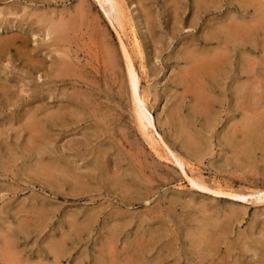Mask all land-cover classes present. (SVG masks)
<instances>
[{"label":"rangeland","instance_id":"1","mask_svg":"<svg viewBox=\"0 0 264 264\" xmlns=\"http://www.w3.org/2000/svg\"><path fill=\"white\" fill-rule=\"evenodd\" d=\"M202 1L0 0V264H264V122L248 164L227 141L247 118L264 121V0ZM41 13L73 24L69 42L52 41ZM235 22L236 42L224 30ZM185 46L225 52L227 77L202 80L224 97L199 114L177 80Z\"/></svg>","mask_w":264,"mask_h":264},{"label":"bare ground","instance_id":"2","mask_svg":"<svg viewBox=\"0 0 264 264\" xmlns=\"http://www.w3.org/2000/svg\"><path fill=\"white\" fill-rule=\"evenodd\" d=\"M200 1H202V0H200ZM140 2V1H139ZM175 2V1H174ZM173 2V4H175L176 5V3H174ZM204 1H202V3H203ZM206 2V1H205ZM204 2V3H205ZM195 3V2H194ZM197 4H200L199 2L197 3ZM197 4H196V6H197ZM205 4H207V2L205 3ZM202 5H204V4H202ZM174 6V5H173ZM178 6V5H177ZM201 6V5H200ZM173 9H175L176 10V8H173ZM81 11H82V9H81ZM9 12V11H8ZM78 12H79V10H78ZM263 12H264V10H263ZM263 12H261L260 14H263ZM14 14V13H13ZM42 14V16H43V13H41ZM77 15V14H76ZM79 15V14H78ZM40 16V15H39ZM45 16L46 15H44L43 17L45 18ZM258 16V15H257ZM75 17V16H74ZM73 17V18H74ZM261 17V16H260ZM48 18V17H47ZM52 18V17H51ZM59 18V17H58ZM57 18V19H58ZM73 18H72V20H73ZM75 18H77V17H75ZM256 18V19H255ZM257 18H259V17H254V19L258 22V23H260L261 22V20H260V22H259V20H257ZM61 19V18H60ZM59 19V20H60ZM262 19V18H261ZM263 19H264V17H263ZM36 20H37V18H36ZM58 20V21H59ZM62 20H63V18H62ZM62 20H60L61 22H53V20H52V22L53 23H50V20L48 21V19H42L41 18V21L45 24V27H46V34H48V35H50L51 33H52V35L55 37H53L52 39V41H54V43H59L60 44V41H61V43H62V41H66V40H68V42H69V39H70V32H72V30H73V24L71 23V22H68V21H64V20H66L65 18H64V22L62 21ZM75 20V19H74ZM233 20V19H232ZM231 20V21H232ZM76 21V20H75ZM149 21V20H148ZM38 22H40V21H38ZM48 22L50 23V24H48ZM77 22V21H76ZM75 22V23H76ZM79 22V21H78ZM229 22V21H228ZM234 22V21H233ZM243 22H245V21H243ZM243 22H240V23H242L243 24ZM248 22V21H247ZM247 22H245L244 24H246ZM150 23V22H149ZM230 23V22H229ZM239 23V24H240ZM254 23H255V21H254ZM262 23V22H261ZM247 24H249V23H247ZM264 24V23H263ZM23 25V24H22ZM76 25H78V23H76ZM234 25H237L236 24V22H235V24H233V26ZM258 25H260V24H258ZM231 27V25H230V27H229V29L230 30H228V28H226V29H224V30H226V32H227V39H230L231 41H234V42H236L235 40H236V38L235 37H237V35L239 34V33H241L240 32V30L242 31V33H243V31H244V29H240V28H242V27H244V26H242V25H239L238 26V28L236 27V26H234V27ZM241 26V27H240ZM247 25H245V27H246ZM262 26V25H261ZM264 26V25H263ZM225 27H227V23H226V26ZM250 26H248V28H249ZM248 28H247V30H248ZM253 28V27H252ZM44 29V28H43ZM215 29H218L217 27H215ZM238 29H240V30H238ZM251 29V28H250ZM246 30V31H247ZM219 31H221V29L219 30ZM238 31H239V33H238ZM246 31H245V33H246ZM248 32V31H247ZM250 32V31H249ZM211 33H212V35H211V38H215V40H216V37L218 38V32L216 31V32H212L211 31ZM245 33H244V35L243 36H241V37H243L242 38V40L243 39H246L244 36H246L245 35ZM14 34V36H15V33H12V35ZM222 34V33H221ZM11 35V36H12ZM240 35V34H239ZM225 36V35H224ZM223 36V34H222V37H223V39L225 38ZM248 34H247V39H248ZM240 37V36H239ZM9 38H11V37H9ZM46 38V37H45ZM210 38V37H209ZM238 38V37H237ZM6 39H8V37L6 38ZM5 39V40H6ZM221 39V38H220ZM220 39H218V40H220ZM227 39H225V41H228ZM235 39V40H234ZM4 40V39H3ZM238 40V39H237ZM240 40V39H239ZM249 40V39H248ZM217 41V40H216ZM222 41H224V40H222ZM224 41V42H225ZM241 41V40H240ZM253 41V40H252ZM223 42V43H224ZM228 42H230V41H228ZM233 42V43H234ZM244 42H246V40L244 41ZM248 42V41H247ZM52 43V42H51ZM217 43H219V42H217ZM232 43V42H231ZM232 43V44H233ZM239 43H241V42H239ZM248 43H250V41L248 42ZM247 43V44H248ZM62 44H64V43H62ZM61 44V45H62ZM190 44V46L191 45H193V44H191V43H189ZM237 44V43H236ZM4 45H6V41H0V47H3ZM55 45V44H54ZM185 45H187V44H185ZM216 45V44H215ZM231 45V44H230ZM188 46V45H187ZM189 46V47H190ZM194 46H195V44H194ZM227 46H229L228 44H227ZM234 46V45H233ZM56 47V46H55ZM186 47V46H185ZM218 47H220V46H218ZM218 47L217 48H215V49H218ZM199 48V47H198ZM230 48V47H229ZM234 48V47H233ZM235 48H236V46H235ZM51 49H53V48H51ZM65 49V48H64ZM205 49V48H204ZM203 49V50H204ZM206 49H207V47H206ZM209 49H210V47H209ZM208 49V50H209ZM227 50L226 51H230V49L228 50V48H226ZM185 50V49H184ZM202 50V48H201V50H200V48H199V50H196L195 49V47H194V49H193V46H192V48L190 47V48H188L187 49V47H186V50H185V52H184V55H183V57H184V60H185V62L188 64V72L187 73H184L183 75H178V83H180L181 85L183 84L184 86H186L187 88H189V90L190 91H193V92H191L190 94L192 95L193 93L195 94V96L197 97H195V96H193L192 95V97H194L195 99H197L198 100V102H197V104L194 102V100H193V102H192V104L191 105H193V103H195V105L194 106H190V107H195L196 105L198 106H196L197 108H195V110H198L197 112H195V113H200L201 112V109L205 106V110H206V106H207V103L209 102L210 104L212 103V101H215V102H217V100L219 101L221 98H220V96H222L223 94L221 93V95L219 96L218 95V93H217V96H219V99H217L215 96V99L214 98H212V96H213V92L211 93L212 94V96H211V94L209 93L208 94V92L207 93H204L203 94V91L205 90L204 89V86H205V84L203 85V81L202 80H205V75H206V77L209 75V76H212V78H215L213 75H215L216 73H217V71H219V67H221V64H222V62H223V60L225 59V57H224V55H225V52H220V51H217V52H213V53H210V52H207V51H203ZM235 50V49H234ZM64 51H66V50H64ZM232 51V50H231ZM212 52V51H211ZM57 53V52H56ZM55 53V54H56ZM61 53H63L62 51H61ZM72 53V52H71ZM111 53V52H110ZM224 53V54H223ZM232 53V52H231ZM64 54H65V52H64ZM64 54H62V55H64ZM68 54V53H67ZM67 54H66V56H67ZM226 54H227V52H226ZM230 55V54H229ZM251 55V54H250ZM63 57V56H62ZM108 57H110V56H108ZM183 57H182V59H183ZM226 57H228L227 55H226ZM247 57V56H246ZM249 57V56H248ZM247 57V58H248ZM64 58H65V56H64ZM247 58H243L244 60L245 59H247ZM58 59H60V58H58ZM63 59V58H62ZM66 59V58H65ZM65 59H63V60H61V61H59V62H57V66H52V67H57V72L59 73V75H60V73H65L66 71H67V68H68V61L66 62V61H64ZM111 59V58H110ZM57 60V59H56ZM67 60V59H66ZM248 60H249V58H248ZM251 60V59H250ZM249 60V62L251 63V61ZM55 61V60H54ZM110 61V60H109ZM245 61H247V60H245ZM59 63V64H58ZM61 63V64H60ZM243 64H245L244 62H242ZM55 64V63H54ZM224 64H226V63H224ZM242 64V65H243ZM246 64H247V62H246ZM246 64L244 65V66H246ZM253 65V64H252ZM252 65L251 66H249V64L247 65V67L248 68H250V67H252ZM118 66V65H117ZM243 68L245 69V67H242V70H243ZM248 68H246V69H248ZM52 69H54V68H52ZM71 69V68H70ZM222 70H224V69H222ZM249 70V69H248ZM53 71V70H52ZM228 70H226L225 71V73H224V75L226 76V72H227ZM251 72H252V69L250 70ZM48 72V71H47ZM50 72H51V70H50ZM55 72V71H54ZM220 72H221V69H220ZM230 72H232V71H230ZM69 72H67V74H68ZM71 73V72H70ZM222 73V72H221ZM223 73H222V77H224L225 78V76H223ZM48 74V73H47ZM50 74V73H49ZM180 74V73H179ZM218 74V73H217ZM228 74V73H227ZM230 74V73H229ZM232 74V73H231ZM246 74V73H245ZM247 74L250 76L251 74H249L248 72H247ZM220 75V74H219ZM247 75V76H248ZM231 77H232V75H230ZM229 76V77H230ZM246 76V77H247ZM252 76V75H251ZM203 77H204V79H203ZM216 77H218V75L216 76ZM221 77V76H220ZM221 77V78H222ZM227 77V76H226ZM207 78H211V77H207ZM251 78V77H250ZM228 79V78H227ZM248 79H249V77H248ZM248 79H246L245 81L246 82H248L249 80ZM133 80V79H132ZM206 80H208V79H206ZM205 80V81H206ZM212 80V79H211ZM222 80V79H221ZM225 80V79H224ZM233 80H234V78H233ZM229 81H230V78H229ZM232 81V80H231ZM244 81V82H245ZM133 82H135V81H133ZM207 82V81H206ZM215 82V81H214ZM213 82V83H214ZM226 82V81H225ZM239 82V81H238ZM244 82H243V85L245 86L246 84H248V83H246V84H244ZM136 83V82H135ZM177 83V82H176ZM218 83V82H217ZM234 83H235V80H234ZM236 83H237V80H236ZM240 83V82H239ZM239 83H237V84H239ZM208 84H209V82H208ZM208 84L206 85V89H209V87L207 88V86H208ZM212 84V83H211ZM223 84H225V83H223ZM230 84H232V83H230ZM131 85H134L133 83L131 84ZM215 85V83L213 84V86ZM217 85H219V83L217 84ZM249 85V84H248ZM134 86H136V85H134ZM134 86H132V91H133V93L135 94V96H136V93H135V88L136 87H134ZM211 86V85H210ZM213 86H211L212 87V89H213ZM220 87H222L221 85H219ZM227 86V85H226ZM230 85H228L227 87H228V89L229 88H231V86L229 87ZM235 86V88H233V91L236 89V85H234ZM239 86V85H238ZM241 86H242V84H241ZM251 86V85H250ZM248 87V86H247ZM183 88L184 87H182V90H183ZM216 88V87H215ZM223 89H225L224 88V86L222 87ZM239 88V87H238ZM238 88L236 89L237 90V92H236V94L238 95V91L240 90V88H239V90H238ZM242 88H243V86H242ZM241 88V89H242ZM248 88H250V87H248ZM63 89V88H62ZM186 89V88H185ZM211 89V90H212ZM217 89V88H216ZM244 89V88H243ZM242 89V90H243ZM251 89V88H250ZM245 90H246V88H245ZM247 90H249V89H247ZM246 90V91H247ZM63 91V90H62ZM69 91V90H68ZM184 91V90H183ZM185 91H188V90H185ZM189 91V92H190ZM205 91H207V90H205ZM215 91V90H214ZM226 91V90H225ZM224 91V92H225ZM228 91V90H227ZM79 92V91H78ZM223 92V91H222ZM223 92V93H224ZM230 92V91H229ZM239 92H243V91H239ZM10 93V92H9ZM231 93H232V91H231ZM234 93V92H233ZM246 93H248V92H246ZM245 92H244V94H246ZM71 94H72V92H71ZM186 94V93H185ZM225 94V93H224ZM242 94V93H241ZM250 94H253L252 93V91H251V93ZM250 94H246V95H243L244 96V99H245V103L248 105V102H249V104H251L252 102H250L251 101V95ZM84 95V94H83ZM86 95V94H85ZM216 95V94H215ZM234 95H235V93H234ZM81 96V95H80ZM79 96V97H80ZM233 96V95H232ZM239 96L241 97V95L239 94ZM253 96V95H252ZM76 97H78V96H76ZM87 98H89L88 96H86ZM182 97V96H181ZM224 96H222V98H223ZM236 97V96H235ZM239 97V98H240ZM57 98V97H56ZM191 98V97H190ZM253 98H255L254 96H253ZM76 99H78V98H76ZM80 99V100H79ZM78 99V101L77 100H75L76 102H78L79 104L77 105V104H75V105H77V106H81V107H83V105H84V99H86L85 97H84V99H82V97L81 98H79ZM82 99V100H81ZM182 99H183V97H182ZM235 100V99H234ZM243 100V99H242ZM250 100V101H249ZM182 101V100H181ZM220 101H222V100H220ZM236 101V103H237V100H235ZM17 102V101H16ZM215 102H213V103H215ZM239 102V101H238ZM243 102V101H242ZM73 103H74V101H73ZM180 104L182 103V102H179ZM219 103V102H218ZM240 103V102H239ZM88 104V103H87ZM89 105V104H88ZM177 107L179 106V104H178V102H177ZM183 105V104H182ZM213 105H211V107H212ZM242 106V105H241ZM252 106V105H251ZM251 106H248L249 108H251ZM86 107H89V106H86ZM174 107V106H173ZM176 107V108H177ZM181 107V106H180ZM189 107V106H188ZM188 107H187V109L186 110H188ZM243 107H245V106H243ZM247 106H246V108H248ZM84 108V107H83ZM242 108V107H241ZM72 109H75V108H72ZM171 108H169V111H171L170 110ZM190 109H192V108H190ZM204 109V108H203ZM202 109V110H203ZM207 109H209L208 107H207ZM76 110H77V112H79V110L80 109H77L76 108ZM174 110V109H173ZM180 110V109H179ZM194 110V109H193ZM200 110V111H199ZM242 110V109H241ZM248 110V109H247ZM247 110H245L244 109V113L243 114H245V113H248L249 111H247ZM250 110V109H249ZM31 111V110H30ZM47 111V110H46ZM68 111H70L71 112V109L70 110H68ZM73 112H71L72 114L74 113V111L75 110H72ZM204 111V110H203ZM203 111H202V114H203ZM246 111V112H245ZM82 112H83V109H82ZM84 112H85V110H84ZM178 112V111H177ZM189 112V111H188ZM192 112H194V111H192ZM67 113V112H66ZM69 113V112H68ZM70 113V114H71ZM80 113V112H79ZM168 113V112H167ZM172 113V115L175 113V111H174V113L173 112H169V115ZM180 114H181V112H179ZM191 113V112H190ZM198 113V114H199ZM205 113H209V112H205ZM212 113V112H211ZM210 113V114H211ZM65 114V113H64ZM71 114V115H72ZM93 114V113H92ZM183 114V113H182ZM189 114V113H188ZM194 114V113H193ZM250 114V113H249ZM249 114H247L248 115V117L250 116ZM68 115V114H67ZM66 115V116H67ZM175 115H177V116H179V118L177 117V119H179L180 120V117H182V118H184V116H182V115H178V114H176L175 113ZM174 115V116H175ZM69 116V115H68ZM189 116V115H188ZM201 116H204V115H201ZM213 116L214 115H212L211 117L213 118ZM244 117H246L245 115H243ZM63 117V116H62ZM171 117V119H173L172 118V116H170ZM169 116H168V119L170 118ZM64 118V117H63ZM209 118V119H208ZM207 119L208 120H211L210 119V117H208ZM247 118V117H246ZM53 118L51 117L50 118V120L49 121H51ZM62 118H60L59 120H61ZM176 119V118H175ZM174 119V120H175ZM185 119V118H184ZM183 119V120H184ZM58 120V119H57ZM93 120V119H92ZM178 120V121H179ZM214 120V119H213ZM53 121V120H52ZM62 121V120H61ZM61 121H59V122H61ZM172 121V120H171ZM177 121V120H176ZM185 121V120H184ZM212 121V120H211ZM240 121H245V120H240ZM174 121H172V123H173ZM181 121H179V123H180ZM188 122V124H189V121H187ZM187 122H185V123H187ZM242 122V123H243ZM262 122H264V121H262V119H260V118H253V117H250V118H247L246 119V121L242 124V126H241V124H240V126L239 125H237V128H238V126L239 127H242V128H238L240 131H237V132H239V134H240V139L241 140H239V141H241V142H239L236 138L238 137H235L236 136V134H237V132L235 131V129L236 128H234L233 130L234 131H232V136L227 140L228 141V143H229V145H230V147H231V152L232 153H230V154H232L234 157H238V158H241L242 159V161H244V162H246V164H248L249 162V160L251 159V158H249L250 156L249 155H251V153L250 152H252V150H253V146H252V144L249 142V140L250 139H253L254 141H256V143L255 144H258L259 142H258V140L260 141V138L258 137V133H259V130L262 128V125H263V123ZM37 123V122H36ZM36 123H35V125H36ZM39 123V122H38ZM53 123V122H52ZM169 123L170 124H172L171 122H170V120H169ZM175 124H173L174 126L176 125V123L178 124V122H174ZM192 123V122H191ZM190 123V124H191ZM210 123V122H209ZM33 124H34V122H33ZM40 124V123H39ZM55 124V123H54ZM31 125V124H30ZM173 125H171V127L173 126ZM179 125V124H178ZM181 125H183V124H181ZM180 125V127L179 126H177V127H179V130L180 131H182L181 130V128H182V126ZM192 125V124H191ZM190 125V126H191ZM28 126V125H27ZM38 126V125H37ZM36 126V127H37ZM187 126V125H186ZM189 126V127H190ZM193 126V125H192ZM209 126H210V124H209ZM41 127V126H40ZM39 127V128H40ZM176 127V128H177ZM233 127H236V124H235V126L233 125ZM29 128H30V126H29ZM32 128H33V126H32ZM173 128H175V127H173ZM171 129V130H174V129ZM176 128H175V130H176ZM191 128V127H190ZM193 128V127H192ZM191 128V130H192V132H194L195 131V127L193 128L194 129V131H193V129ZM36 129V128H35ZM183 129H184V127H183ZM187 129H188V127H187ZM197 129V128H196ZM32 130V129H31ZM55 130V129H54ZM174 130V131H175ZM189 130V129H188ZM230 130H232V129H230ZM237 130V129H236ZM33 131V130H32ZM36 131V130H35ZM39 131H40V129H39ZM173 131V132H174ZM176 131H178V130H176ZM199 131V130H198ZM190 132V131H189ZM188 132V135L190 136V133ZM195 132H197V130L195 131ZM37 132H35L34 134H36ZM43 133H44V131H42V135H43ZM96 133V132H95ZM177 133H179V132H177ZM182 133H184V135H186L185 133V131H182ZM201 133V132H200ZM45 134V133H44ZM193 134V133H192ZM260 134H261V132H260ZM259 134V135H260ZM188 135H187V137H188ZM33 136H36V135H33ZM38 136H40L39 134H38ZM38 136H36V137H38ZM178 136H179V134H178ZM181 136V135H180ZM196 136H197V133H196ZM205 136V135H204ZM41 137V136H40ZM40 137H38V138H40ZM43 137H44V135H43ZM45 137H46V135H45ZM105 137V136H104ZM182 137L184 138L185 136H183L182 135ZM202 137H203V135H202ZM258 137V138H257ZM179 138H181V137H179ZM195 135H193V136H191V139H189V138H184L185 139V144H186V142L188 143V144H186V145H188L187 147L188 148H190V146H192V150H197V145H196V141L197 140H195ZM206 138V137H205ZM205 138H203V139H201L200 138V135H199V137H198V140L200 139V140H204ZM14 139V138H13ZM30 140V142H28V144L30 143V145H32L31 144V138H29ZM34 140V139H33ZM187 140V141H186ZM200 140H199V142H200ZM237 140V141H236ZM36 141H39V139H37ZM182 141V140H181ZM184 141V140H183ZM250 141H252V140H250ZM41 142H43V141H41ZM198 142V143H199ZM33 144L34 143H37V142H35V140L32 142ZM38 143H40V142H38ZM48 143V142H47ZM183 143V142H182ZM197 143V144H198ZM201 144H202V142H200ZM198 144V145H200L201 146V144ZM184 144V145H185ZM249 144H251V145H249ZM37 145V144H36ZM41 145V144H40ZM259 145V144H258ZM200 146L198 147V148H200ZM203 146V145H202ZM252 146V147H251ZM31 147V146H30ZM37 147H38V145H37ZM29 148L31 151H35V153H39V151H40V149L41 148ZM20 148V147H19ZM25 148V147H24ZM206 148V147H205ZM252 149V150H251ZM198 151V150H197ZM86 152V151H85ZM232 156V157H233ZM63 157H65V156H63ZM65 159V158H64ZM176 159V158H175ZM62 160H63V158H62ZM177 160V159H176ZM33 161V160H32ZM54 161V160H53ZM52 161V162H53ZM58 161V160H57ZM64 161V160H63ZM66 161H67V159H66ZM65 161V162H66ZM55 162V161H54ZM69 162V161H68ZM127 162V161H126ZM179 164H181L179 161H177ZM248 162V163H247ZM59 163V162H58ZM62 162H61V160H60V163H59V165H60V167H58L59 169H60V171H61V173H62V171H65L64 172V176H67V174H69V172L71 173V171H75V170H73V168L71 169V167H69V165H68V167H69V169H71V171L68 169V168H66V166L67 165H63L62 166V164H61ZM56 164H57V162H56ZM56 164H55V167H57L56 166ZM52 165H54V164H52ZM58 165V166H59ZM51 166V165H50ZM71 166V165H70ZM131 166V165H130ZM37 167H38V165H37ZM41 167V166H40ZM48 168H49V166H47ZM97 167H100V165L99 166H97ZM126 168V167H125ZM131 168V167H130ZM58 169V170H59ZM127 169V168H126ZM96 170V169H95ZM131 170H132V168H131ZM134 170V169H133ZM55 171H57L56 169H55ZM68 171V172H67ZM127 171H128V169H127ZM135 171V170H134ZM139 171V170H138ZM67 173V174H66ZM71 174H69L68 175V177L69 178H71V177H74V179L76 178L75 176H77V175H73V176H70ZM37 176H38V174H37ZM62 176H63V174H62ZM63 176V177H64ZM62 177V178H63ZM67 177V178H68ZM80 177V176H79ZM79 177H77L78 179L77 180H79ZM81 177L83 178L84 177V175L82 174L81 175ZM86 177V176H85ZM84 177V178H85ZM82 178L79 180V182L82 180ZM134 178V177H133ZM86 179H87V177L85 178V181H86ZM65 180V179H64ZM72 180H73V178H72ZM72 180H70V182L72 181ZM76 180V179H75ZM67 182H68V180H66ZM83 181V180H82ZM85 181H83V182H85ZM68 182V184H71V185H68V186H74L75 187V185L73 184L74 183V181H73V183L71 182ZM76 182V181H75ZM78 182V181H77ZM79 182L77 183V184H79ZM134 182V181H133ZM86 183H87V181H86ZM86 183H85V185H84V187L85 186H87L86 185ZM128 183V182H127ZM80 184H82V183H80ZM80 184H79V186H80ZM84 184V183H83ZM193 184L195 185V186H197V187H200V188H204V184L202 185L201 183H199V182H197V181H194L193 182ZM134 185V184H133ZM78 186V185H77ZM78 186V187H79ZM119 186V185H118ZM71 187H69L70 189H71ZM78 187L76 188V189H78ZM98 187H100V186H98ZM73 188V187H72ZM80 188V187H79ZM116 188V187H115ZM79 190V189H78ZM80 190L82 191L83 189H81L80 188ZM117 190V189H116ZM73 192H75V189H73ZM79 194V193H78ZM120 195V194H119ZM122 195V194H121ZM40 211L41 210H39V213H40ZM43 212H41V214H42ZM41 214H39L40 215V217H41ZM44 214V213H43ZM43 216V215H42ZM36 218H38V217H36ZM231 218V217H230ZM44 220V219H43ZM45 221V220H44ZM22 222V221H21ZM40 222V221H39ZM24 224V223H23ZM28 224V223H27ZM6 226V225H5ZM84 227V226H83ZM139 227V226H138ZM214 229V228H213ZM117 230V229H116ZM113 231H114V229H113ZM113 231H112V233H113ZM204 231V230H203ZM206 231V230H205ZM23 232V231H22ZM105 232V231H104ZM223 232H224V230H223ZM203 233H207V232H203ZM114 234V233H113ZM112 234V235H113ZM214 234V233H213ZM226 234V233H225ZM201 235H203L202 233H201ZM209 235V234H208ZM204 237V236H203ZM3 238V237H2ZM1 238V239H2ZM104 238H106V237H104ZM204 239V238H203ZM209 239V238H208ZM217 239V238H216ZM195 240H197L198 241V238L197 239H195ZM212 240V239H211ZM214 240H215V238H214ZM201 241V240H200ZM217 241V240H216ZM199 243V242H198ZM201 243V242H200ZM258 243V242H257ZM260 243V242H259ZM258 243V244H259ZM211 244H212V242H211ZM215 244V243H214ZM248 244V243H247ZM200 245V244H199ZM244 245V247H245V244H243L242 243V246ZM225 246V245H224ZM244 247H242V249L244 248ZM247 247H245V249H246ZM6 250V249H5ZM228 250V249H227ZM6 254V253H5ZM253 259V258H252Z\"/></svg>","mask_w":264,"mask_h":264}]
</instances>
